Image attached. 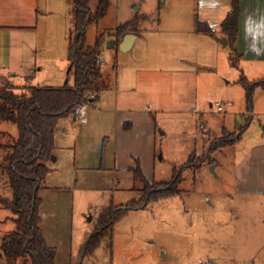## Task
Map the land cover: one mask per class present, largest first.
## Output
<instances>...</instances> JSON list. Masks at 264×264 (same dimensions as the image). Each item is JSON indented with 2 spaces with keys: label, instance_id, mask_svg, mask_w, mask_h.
Wrapping results in <instances>:
<instances>
[{
  "label": "rangeland",
  "instance_id": "rangeland-1",
  "mask_svg": "<svg viewBox=\"0 0 264 264\" xmlns=\"http://www.w3.org/2000/svg\"><path fill=\"white\" fill-rule=\"evenodd\" d=\"M175 3L109 0L106 16L85 32L86 43L92 45L96 37L119 25L135 24L138 39L129 52L106 48V43L102 49L103 76L109 87L100 100L112 95L117 69H140L155 79L143 87V99L151 104L153 133L151 143L141 145L142 160L121 153L115 156L108 141L101 153L103 137L111 140L112 128L99 129V116L90 108L83 126L72 118L58 122L54 134L60 150L47 164L50 173L38 192L40 230L47 247L55 250L54 264H233L242 259L264 264L263 216L257 224L254 211L245 209L243 200L231 193L229 198L234 150L207 152L210 142L231 139L220 138L223 128L233 134L248 121L255 131H262L264 92L254 93L251 115L247 114L244 90L236 81L237 62L231 65L230 46L196 44L179 33L190 28L185 23L191 10L182 11ZM90 8L94 13L95 3ZM71 11V0H0V27H36L28 35H38L37 60L42 67L51 66L52 76L47 79L42 68L35 73L34 86L60 87L66 81V72L62 80L58 72L67 65L62 43H67L72 27ZM54 65L57 67L52 68ZM9 74L0 78L10 83ZM25 76L15 74L13 85H24ZM0 85L4 83L0 81ZM68 85H72L71 79ZM216 104L223 107L222 112L210 107ZM17 138V127L0 121V147L12 145ZM69 141L75 143L68 145ZM5 154L0 148V165ZM192 155V166L182 171L180 195L128 212L85 250L95 234L100 211L142 199L144 184L135 183L129 167L135 169L138 162L149 185L170 183ZM209 160L218 163L217 175L210 173ZM3 181L0 176V198L10 200L11 190ZM12 218L0 204V245L2 237L15 229ZM253 220L257 227L251 224ZM30 263L28 259L26 264ZM0 264H25V260L0 255Z\"/></svg>",
  "mask_w": 264,
  "mask_h": 264
},
{
  "label": "trees",
  "instance_id": "trees-1",
  "mask_svg": "<svg viewBox=\"0 0 264 264\" xmlns=\"http://www.w3.org/2000/svg\"><path fill=\"white\" fill-rule=\"evenodd\" d=\"M72 27L68 33L67 60L69 63L66 83L59 88L52 87H14L0 85V121L17 127L18 138L12 145L1 148L6 154L0 165L3 184L9 186L12 197L1 199L2 208L13 215L15 229L1 239L0 251L9 260L23 259L25 264H54L55 250L47 247L40 230V205L38 192L50 170L47 164L54 155V133L57 123L74 116L76 109L83 103H94L109 85L102 74L101 52L106 41L116 42L126 34H135V24L128 22L117 26L96 37L92 45L86 43V30L90 25H97L107 14L109 0H71ZM95 3V12L91 4ZM232 11L226 16L221 27L232 53L235 52L240 0H231ZM196 30L203 35L215 36L206 24L196 22ZM116 40V41H115ZM235 66V58H230ZM69 79L72 85H68ZM238 84L244 90L248 105H251L254 92L264 91V80L248 81L242 74ZM240 134L242 128L238 129ZM211 143L208 153L214 154L232 145L234 137ZM101 151L104 149L102 147ZM189 157L186 166L170 183L148 184L137 167L130 172L135 183L144 184L142 199L131 201L121 207L110 206L98 213L95 234L89 239L85 250L96 239L106 235L120 218L128 212L142 209L148 202L180 195L182 171L192 166ZM214 165V160H209ZM134 190V189H133ZM136 191V190H135ZM138 192V191H136Z\"/></svg>",
  "mask_w": 264,
  "mask_h": 264
},
{
  "label": "crops",
  "instance_id": "crops-1",
  "mask_svg": "<svg viewBox=\"0 0 264 264\" xmlns=\"http://www.w3.org/2000/svg\"><path fill=\"white\" fill-rule=\"evenodd\" d=\"M178 1L179 2L175 0V5L181 7L182 11L187 10L189 12V10H191V18H188V22L185 23V26L187 27V25H189L190 28H186L185 32H181V30L178 32L189 37V40L195 41L196 44L199 42L204 45L208 44L210 46H214V48L215 46H220L221 44L217 41V39L224 38L221 25L226 16L232 11L231 0ZM196 22L206 24L215 36L213 37L198 33L196 30ZM0 28H2L0 29L2 31V34L0 35V75L7 74L8 76L10 75L9 73H12L11 78L13 79L12 81L9 79V83L5 77H2L0 78V81L3 82L4 85L14 86L13 81L15 79V74L26 75L24 85H15L14 87H52L45 85L34 86V80L37 79L35 73L41 72L42 68L45 69L44 74L47 79L52 76V71L50 69L51 66L48 65L49 68L42 67L39 65L42 64V62L37 60V43L39 41L38 35H28V33L35 30L36 27L19 25L14 27L2 26ZM126 35L120 38L114 47L119 48V45L122 43ZM134 36L135 38L131 43L130 49L126 52H129L134 47V44L138 39L136 35ZM194 36H201L204 39L208 38L210 41L197 39ZM66 42L67 43H62V45H66V52L64 53V56L67 60L68 35L66 37ZM234 50L235 52L233 53V57L237 62L239 76L242 74L250 82L264 80V0H240V13ZM26 59H28V68L25 67L27 63ZM68 66L69 63L67 60V65L59 67V80L63 79L65 72L67 75ZM53 67L57 66L54 65L52 68ZM115 78L116 79L112 86V95L108 99L103 98L102 101L99 96L98 100L94 102V107H90V110L96 112L94 113L95 116H99V122H97L99 129L112 128L111 140L108 137H103L101 148L103 147L104 149V145L108 141V143L111 142L115 156L117 153H121L127 155L129 158L139 159L140 157L143 160L141 145L143 143L147 144L148 140L151 143L153 133L152 121L150 119L149 112L151 104L148 103L146 99H143L145 96L143 94V87L149 86V83L155 79H149L148 74H145L140 69L131 66L124 67L121 70L117 69ZM238 79L236 80L237 82ZM226 84L229 85V83ZM256 91L264 92L259 89ZM99 100L100 104L98 105L97 103ZM98 106H100L99 109ZM217 106L221 107L219 104H216L215 106L211 105L210 107H216L217 110ZM252 107L253 101L251 105L247 106V111L251 110ZM221 108L222 110L218 112L223 111V107ZM87 111L85 117L87 116ZM250 112L251 111L247 114L251 115ZM85 117L82 120L78 119L80 124L79 126L87 124V122L85 123ZM69 118H72L75 121L77 119L74 116H70ZM246 123V126H239L237 130L235 129L233 134L227 133V131L223 128L221 130L220 138H224V136H234L232 145L224 148H232L234 150V161L232 164L233 179L229 182L231 185L229 198L232 199L231 194H233V196L238 198V200H243L245 203V209H251L254 211V218L257 219V224L259 222L260 225L262 223L261 217L263 216L264 218V127L262 131L258 133L255 131V127L251 128L252 126H249L248 121ZM57 126L58 123L56 128ZM240 128L243 130L240 134H238V129ZM72 130H74V128H72ZM55 142L56 140L54 134L55 151L60 150L56 147ZM74 143L75 141L70 144L69 141L68 145H72ZM211 143L212 142L209 143V147ZM61 150H64V148ZM55 151L54 155H56ZM57 159L58 155L56 157V160ZM137 163L138 162H136V166ZM206 165L209 167V171L211 166H214V175H217L216 170L218 169V163H216V161L214 165H208L207 163ZM129 168L130 170L134 169L132 167ZM232 215H234V213ZM251 224H255L254 220L251 221ZM257 224H255V227H257ZM246 261L247 260L244 259L241 261L236 260L233 261V264H253V262L251 263ZM206 263L209 264V262H202V264Z\"/></svg>",
  "mask_w": 264,
  "mask_h": 264
},
{
  "label": "water",
  "instance_id": "water-1",
  "mask_svg": "<svg viewBox=\"0 0 264 264\" xmlns=\"http://www.w3.org/2000/svg\"><path fill=\"white\" fill-rule=\"evenodd\" d=\"M134 38H135L134 35H126V36L124 37L122 43L119 45V49H120V51H122V52H126V51H128V50L130 49L131 43H132V41H133ZM217 41H218L223 47L227 46V44H228V42H227V40H226L225 38L217 39ZM114 45H115V43H114L113 41H110V40L106 41V48H113ZM53 160H54V158H53ZM213 169H214V166H211L210 171H211V173H213V175H214V171H213Z\"/></svg>",
  "mask_w": 264,
  "mask_h": 264
},
{
  "label": "built area",
  "instance_id": "built-area-1",
  "mask_svg": "<svg viewBox=\"0 0 264 264\" xmlns=\"http://www.w3.org/2000/svg\"><path fill=\"white\" fill-rule=\"evenodd\" d=\"M90 107H94V103H83L78 109H76V111L74 113V117L79 119V120L84 119L86 111ZM221 110H222V108L220 106H217V111H221Z\"/></svg>",
  "mask_w": 264,
  "mask_h": 264
}]
</instances>
